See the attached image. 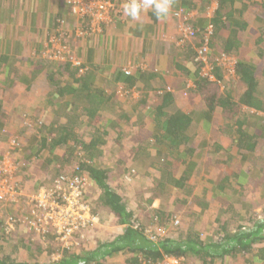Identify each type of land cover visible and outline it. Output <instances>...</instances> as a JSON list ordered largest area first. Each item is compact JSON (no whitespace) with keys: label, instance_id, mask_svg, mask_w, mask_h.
I'll return each mask as SVG.
<instances>
[{"label":"trees","instance_id":"1","mask_svg":"<svg viewBox=\"0 0 264 264\" xmlns=\"http://www.w3.org/2000/svg\"><path fill=\"white\" fill-rule=\"evenodd\" d=\"M112 1L121 3L120 0ZM213 1L218 5L214 15L207 18L202 27L192 25L200 32L211 25L209 46L212 55L235 56V77L230 81L225 80L224 90H220L216 83L201 78L202 66L195 62V49L200 45V40L187 43L183 48L177 46V38L176 47L181 51L186 49L189 60L188 67L178 66L187 78L179 83V89L187 96L199 92L204 111L192 117L176 108L172 96L176 89L173 87V93L165 92L166 89L155 92L158 104L154 109L152 106L147 109L146 120L142 121L143 125H139L131 141L134 142V161L141 162L145 170L150 167L158 170L159 174L154 177L151 187L142 193L143 203L139 202L134 210L128 206L130 200L126 201L110 186L116 177V170L99 163L101 148L109 136L108 128L99 125L100 111L106 109L105 105L109 101L105 99L103 88L94 87V71L83 65L85 71L80 73V69L69 61L44 57V50L32 62L31 66L37 67L32 78H44V90L49 91H44L42 96L46 97L47 106L51 110L42 116L37 115L36 110L24 114L25 125L36 128L35 135L41 145L40 156L35 155L30 159L45 160L47 166L55 171L53 178L60 175L85 178L94 190L96 188L100 191L96 197L86 195L85 202L91 206L94 216H99L101 225L86 223L80 231L84 239L77 247L69 248L59 243L57 253L60 255L54 264H116L111 259L117 256H124L125 264L156 263L165 256L181 257L189 264H264V207L257 212V203L245 198L252 180L260 190H264V82L261 79L264 73L260 77L259 66L243 56L242 42L238 36L247 22L242 19L243 12L238 9L241 0H184L173 16L177 20L176 12L182 11L185 14L204 10ZM247 2L248 7L254 3ZM257 8L261 12L258 13L259 19L263 21L264 2ZM50 35L53 36L54 32ZM141 72L131 75L122 70L127 77L142 75ZM213 73L219 80H223L220 68L215 67ZM191 79H195V89L187 87ZM21 81L26 82L28 91L32 93L29 80L23 76ZM161 90L164 92L160 93ZM114 94L117 95V92ZM215 103L222 108L227 119L225 128H217L216 131L231 141V146L237 151L235 157L239 156L242 168L231 169L229 162L234 155L219 160L217 165L225 166V169L222 168V173L212 182L211 188L200 194L196 193L193 185L196 183L193 177L196 175V159L199 156L195 158L192 155V142L197 129L192 128V124H198L203 118L207 122L209 118L212 119ZM120 117V120L127 119L121 114ZM15 137L19 138L18 135ZM122 139L123 135H120L116 141L121 144ZM19 147L20 144L15 150ZM213 151L218 153L220 149ZM146 194L150 196L146 197ZM156 199L160 200V205L153 208ZM173 207L177 208L176 211L181 208L180 211L187 213L192 210L188 229L179 225L176 238L165 236L154 240L155 227L170 226L175 217L171 209ZM193 207L202 214L211 208L216 210L212 225L206 227L200 224L202 214H198ZM109 216L113 217L115 225L122 227V233L99 238L100 230L105 226L104 221ZM10 218L16 219L18 215L0 220L1 239L5 242L8 241L7 236L16 232L8 231L6 222ZM133 223L137 227H133ZM79 235H76L77 239ZM0 264L26 263L19 262L13 254H4L0 249ZM30 264L39 263L32 261Z\"/></svg>","mask_w":264,"mask_h":264},{"label":"crops","instance_id":"2","mask_svg":"<svg viewBox=\"0 0 264 264\" xmlns=\"http://www.w3.org/2000/svg\"><path fill=\"white\" fill-rule=\"evenodd\" d=\"M70 1L0 0V162L9 153L10 139L18 135L21 141L20 147L11 152V163L17 166V181L23 182L24 185L21 184L25 190L20 204L0 203V220L13 215H18V218L22 219L28 218L30 197L35 195L42 186L50 187V181L55 173L42 158L36 161L30 159L35 155L40 156L41 145L35 135L36 128L32 125L26 126L23 119L24 114L30 110H36L35 113L39 116L51 110L47 106L46 97L42 96L44 91H49L44 90L45 80L32 78L33 73L37 72V67L31 66L32 62L40 57L50 33L65 34L66 42L69 40L68 36L70 37L72 41L69 40V44L74 56L94 71L96 78L94 87L105 90V99L109 102L105 105L106 109L100 111L99 125L102 128H108L109 136L105 138L106 143L101 148L99 163L116 170V173L114 172L116 177L110 186L118 194L115 188L119 187V180L123 178V174L137 167L140 168L144 174L141 180L142 187L134 193L137 204L141 202L144 190L151 187L154 177L159 174L158 170L152 167L145 170L141 162L134 161L135 154L132 149L133 141H131L139 125L144 124L142 121L146 120L147 109L150 106L155 108L158 104L155 92L158 89L173 87L176 89L172 94L176 108L192 117L204 111L199 92L184 98L178 86L187 79L178 66H187L189 60L188 51L186 49L181 51L176 47L175 42L179 31L173 13L182 6L184 0H173L172 10L166 19H157L150 8L144 10L136 20L125 13L121 15L123 10L120 14L114 12L113 22L104 26L102 32L89 33L78 38L74 32L78 28L87 29L90 20L73 14ZM247 1L254 2V5L248 7ZM263 2L264 0H241L238 4L239 11L243 12L242 19L247 22V26L239 33L238 40L242 42L245 59L259 66L260 77L262 72L264 73V20L259 19L258 13L261 12L257 6ZM206 9L198 11L199 15L193 18L192 24L195 27H202L207 19ZM129 64L133 67V75L140 71L142 75L124 76L122 70ZM23 76L31 83L32 93L28 91L26 82L21 81ZM261 79L264 81V78ZM121 89L134 92L129 96L114 94ZM120 114L127 119L120 120ZM223 114L222 108L215 103L212 119L209 118L207 122L203 118L198 124L195 122L192 124V128H197L192 142L194 149L192 155L199 156L196 159V175L193 177V181L196 182L193 184L196 193L201 194L211 188L212 182L216 181L222 173V168L225 169V166L217 165L219 160H226L230 155H234L229 162L231 169L242 168L239 156L235 157L237 151L231 146V141L216 131L217 128H225L227 124ZM120 135H123L121 144L116 141ZM33 137H35L34 140ZM213 149H220V152L214 153ZM137 162L138 165H136ZM203 165L206 171L205 176L200 179L202 186L200 185L198 190L197 177ZM146 180L150 181L148 186L144 185ZM116 182H118L117 185H114ZM145 196L148 197L150 194ZM245 196L247 200L257 203V212H260V208L263 209L264 190H260L253 180ZM159 205L160 200L156 199L153 208H158ZM193 208L198 214H202L196 207ZM171 209L175 213L174 216L179 218L180 226L188 229L192 210L187 213L180 211L181 208L177 211V208ZM212 212L216 213V210L213 208L210 211L206 210L202 214L200 224L206 227L211 226ZM104 222L103 228L112 227V237L122 233V227L114 224L112 216ZM21 223L16 225L14 234L7 236V242L1 239L0 234V249L3 253L13 254L21 263L30 264L33 261L39 264H54L60 255L57 253L58 247L55 245L57 242L54 233L38 236L37 233L29 231L28 227L20 226ZM210 228L213 229V227ZM111 260L117 264H125L124 256H117ZM117 261H123V263Z\"/></svg>","mask_w":264,"mask_h":264},{"label":"built area","instance_id":"3","mask_svg":"<svg viewBox=\"0 0 264 264\" xmlns=\"http://www.w3.org/2000/svg\"><path fill=\"white\" fill-rule=\"evenodd\" d=\"M212 1V0H211ZM127 2V1H126ZM122 1L120 4L113 2L112 0H71L72 12L79 18L89 19V27L78 28L74 32V35L83 37L85 34H97L102 32L105 25L113 22V13H121L126 3ZM218 5L213 1L206 9V18L210 19ZM198 11H192L189 13L176 12L175 17L178 20L179 37L177 46L185 48L187 43H193L199 39V46L196 47L195 62L202 66L200 77L206 78L209 81L216 83L220 90L225 88V80L230 81L235 77V67L237 60L234 56L221 54L216 57L212 55L210 45V37L212 35V27L208 25L207 28L200 32L195 28L191 21L195 16H198ZM67 36L60 32L50 35L49 39L44 45L43 56L59 61H69L73 66L80 69V73L85 71L83 67L84 63L74 56L71 50V46L65 42ZM68 38H70L68 36ZM215 67L220 68L223 71V80H219L214 75ZM127 74L133 73V67L129 64L124 68ZM191 81L187 86L188 89H195L196 86ZM119 96H129L133 90H118L116 91ZM164 90L160 91L163 93ZM173 93L172 87H167L166 91ZM17 137L11 138L9 142V153L4 156L0 162V203L3 204H17L24 198L25 190L23 185L17 181V166L11 163V152L14 151L20 141ZM88 181L85 178H73L68 175H60L53 178L50 187L42 186L38 192L31 196L29 201L32 204V208L29 211V217L26 218L25 223H28V227L32 232H41L47 234L54 233L57 243L64 245L65 247H77L82 244L84 239L81 228L88 222L99 223V216H94L91 211V206L85 202L86 185ZM22 222V218H10L7 220L8 231H14L16 225ZM180 220L174 217L171 220V225L178 226ZM133 227H137L133 223ZM161 227H155V230L159 232ZM82 233V234H81ZM80 234V238L77 241L76 235ZM154 236V235H153ZM163 236L155 235L152 237L154 240ZM73 240V241H72ZM146 264H189L184 258L165 256L159 262L153 263L151 261Z\"/></svg>","mask_w":264,"mask_h":264},{"label":"rangeland","instance_id":"4","mask_svg":"<svg viewBox=\"0 0 264 264\" xmlns=\"http://www.w3.org/2000/svg\"><path fill=\"white\" fill-rule=\"evenodd\" d=\"M89 25V24H88ZM66 39V38H65ZM67 39H69L70 40V38H67ZM69 40H68V44L70 43L69 42ZM67 41V40H66ZM65 41V42H66ZM70 41H72V40H70ZM46 44V42L44 43V45ZM70 45V44H69ZM264 82V81H263ZM182 96L184 97V98H188L189 96H187V95H183L182 94ZM24 119V118H23ZM25 123V122H24ZM200 139H201V137H199ZM113 146H115L116 147V145H113ZM206 171V167L203 165V166H201V171H200V174H199V177H197V180H198V190H200V185L202 186V184H200V179L202 178V177H204L205 176V172ZM208 171H210V169L208 170ZM143 172H141L140 171V168L138 169V167H137V169H134L133 171L132 170H130V171H127V172H125L124 174H123V178H121L120 180H119V187H116L115 189L119 192V194L126 200V201H128V200H130V201H128V206H129V208L130 209H136L137 208V206H136V204H137V202H136V199H135V196H134V193H135V190H137V189H140L142 186L141 185H143L142 184V179H143ZM52 180H53V178H52ZM51 180V181H52ZM149 180H146L145 181V183H144V185L145 186H148V184H149ZM21 183L23 184V182L21 181ZM117 183L118 182H116V183H114V185H117ZM24 185V184H23ZM86 194L87 195H93V197H96V195H98L99 193H100V191L98 190V189H96L95 188V190H94V188L90 185V184H88V186L86 185ZM22 200V199H21ZM20 200V201H21ZM20 201L17 203V204H15V205H18V204H20ZM6 205H12V204H6ZM28 206H29V210L32 208V204L29 202L28 203ZM198 213V212H197ZM213 214H214V212H212L211 213V216L213 217ZM215 215V214H214ZM210 219H211V217H210ZM24 220H26V219H22V223H21V225L20 226H24V227H28L29 225H28V223H25L24 222ZM177 228H178V226L177 227H175V226H172L171 225V222H170V226L168 227V228H161V229H159V232H157L155 229H154V233H155V235H160V236H163V237H167V236H171V237H174V238H176V231H178L177 230ZM28 229H29V227H28ZM29 231H30V229H29ZM112 232H113V229H112V227H109V228H103L102 229V231L100 230V233H99V238L100 237H102V236H110V235H112ZM43 233H39V232H37V235L39 236V235H42ZM73 241V240H72ZM77 241H78V239H77ZM57 242V241H56ZM92 242V241H91ZM57 247H59L60 245H59V243H56L55 244ZM118 263H120V262H122L123 263V261H117ZM117 264V263H116Z\"/></svg>","mask_w":264,"mask_h":264},{"label":"clouds","instance_id":"5","mask_svg":"<svg viewBox=\"0 0 264 264\" xmlns=\"http://www.w3.org/2000/svg\"><path fill=\"white\" fill-rule=\"evenodd\" d=\"M120 1L121 2L127 1L123 6L124 11L122 12V14L125 13V15L129 16L133 20L138 19L141 13L149 8L153 11L157 19H166L170 15L173 4V0H120Z\"/></svg>","mask_w":264,"mask_h":264}]
</instances>
